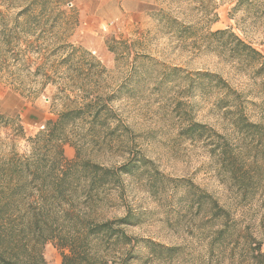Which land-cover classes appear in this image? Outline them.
Instances as JSON below:
<instances>
[{
	"label": "rangeland",
	"instance_id": "obj_1",
	"mask_svg": "<svg viewBox=\"0 0 264 264\" xmlns=\"http://www.w3.org/2000/svg\"><path fill=\"white\" fill-rule=\"evenodd\" d=\"M249 1L119 0V15L114 4L98 8V0L0 3V114L18 116L0 126V157L29 154L46 122L91 102L97 118L82 114L67 128L65 159L80 152L110 168L129 156L152 163L122 177V198L105 213L120 218L129 209L138 218L125 228L141 238V258L132 264H246L257 244L264 250V162L262 181L244 196L211 157L216 139L207 135L232 144L238 137L216 106L219 88L203 75L219 76L257 103L254 116L264 113V80L210 35L229 30L264 56V6ZM190 122L205 135L181 136ZM197 189L230 212L224 233L207 201L196 202ZM146 242L175 248L179 258L158 262L149 253L161 251ZM43 255L60 264L51 244Z\"/></svg>",
	"mask_w": 264,
	"mask_h": 264
},
{
	"label": "trees",
	"instance_id": "obj_2",
	"mask_svg": "<svg viewBox=\"0 0 264 264\" xmlns=\"http://www.w3.org/2000/svg\"><path fill=\"white\" fill-rule=\"evenodd\" d=\"M14 0H3L6 8ZM264 6V0L259 1ZM251 5L249 0H237V6ZM22 10L19 15L24 14ZM222 41V47L237 62L249 64L257 77L264 80V56L229 30L210 33ZM220 90L216 106L229 116L237 143L224 135H207L216 139L211 157L224 169L242 195L253 194L262 181L264 162V113L254 116L257 103L247 100L242 92L229 86L219 76L205 74ZM208 82V83H209ZM260 106V105H259ZM92 103L62 112L56 120L46 122L45 130L30 139L27 155L14 152L0 157V264H47L43 249L51 244L60 256V264H132L141 258V238L130 236L126 227L138 224V218L126 209L120 218H108L106 211L113 198H122V177L147 171L152 163L145 157L129 156L117 168L106 167L76 153L67 161L63 153L67 128L82 114L92 115ZM0 114V126L13 123ZM91 131L95 127L91 126ZM206 128L190 122L180 131L188 139H199ZM16 132L23 134L21 126ZM211 143V142H210ZM212 145V143H211ZM194 187L193 184H189ZM196 202L207 201L211 218L224 222L217 233L228 228L231 214L203 191ZM145 246L159 249L150 252L152 259L166 263L178 259L175 248L153 242ZM261 245L247 255L246 264H264Z\"/></svg>",
	"mask_w": 264,
	"mask_h": 264
},
{
	"label": "crops",
	"instance_id": "obj_3",
	"mask_svg": "<svg viewBox=\"0 0 264 264\" xmlns=\"http://www.w3.org/2000/svg\"><path fill=\"white\" fill-rule=\"evenodd\" d=\"M74 1H76V0H74ZM98 1H99L98 8L102 7L105 4L111 3V4L115 5V9H113V11H115V12L117 11L118 15L121 14V7L118 5L119 0H98ZM96 11H98V10H96ZM95 14H96V12H95Z\"/></svg>",
	"mask_w": 264,
	"mask_h": 264
},
{
	"label": "built area",
	"instance_id": "obj_4",
	"mask_svg": "<svg viewBox=\"0 0 264 264\" xmlns=\"http://www.w3.org/2000/svg\"><path fill=\"white\" fill-rule=\"evenodd\" d=\"M69 6H71V4H69ZM41 128H43V127H41Z\"/></svg>",
	"mask_w": 264,
	"mask_h": 264
}]
</instances>
